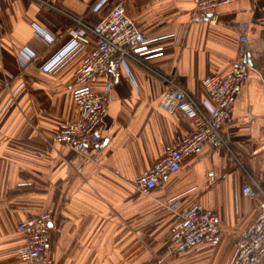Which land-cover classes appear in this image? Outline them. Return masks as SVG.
Here are the masks:
<instances>
[{
  "label": "crops",
  "instance_id": "0c3cea01",
  "mask_svg": "<svg viewBox=\"0 0 264 264\" xmlns=\"http://www.w3.org/2000/svg\"><path fill=\"white\" fill-rule=\"evenodd\" d=\"M97 2L0 0V264H22L18 223L43 213L52 215L55 264H231L239 233L258 215L259 199L243 185L264 188V0L213 7L215 24L192 22L193 0H108L94 9ZM118 3L162 53L127 57L96 82L98 89L111 83L102 142L76 153L52 136L80 114L75 72L96 45L88 27ZM76 29L86 31L83 49L57 70H42ZM242 35L252 62L221 129L227 145L206 144L151 193L137 189L136 178L196 128L183 111L162 107L168 80L202 102V79L228 72ZM172 199L214 211L220 243L169 254L172 214L162 207Z\"/></svg>",
  "mask_w": 264,
  "mask_h": 264
},
{
  "label": "built area",
  "instance_id": "2783aa9c",
  "mask_svg": "<svg viewBox=\"0 0 264 264\" xmlns=\"http://www.w3.org/2000/svg\"><path fill=\"white\" fill-rule=\"evenodd\" d=\"M98 9L108 0H97ZM235 0H193V23L217 22L209 18L208 11ZM96 40L95 47L86 55L75 72L76 86L73 99L79 107V117L62 127L52 136L53 143H63L76 153L84 152L89 146H99L101 138L98 127L107 113V101L111 83L103 89L95 84L108 74L119 72L127 57L149 59L161 55L162 48L151 49L152 39L141 30L127 14L122 3L113 6L105 17L93 27H88ZM180 28L175 42L185 34ZM87 42L86 31L76 29L70 41L42 66L44 71H55L67 60L81 51ZM27 60L34 54L24 52ZM252 56L248 39L242 35L238 40L236 57L225 75H208L202 79L207 98L198 102L187 91L172 80L164 94L161 105L169 112L183 111L195 120V131L182 140L169 145L161 160L145 169L135 181V187L151 193L171 174L180 170L183 160L204 145L213 147L227 145L222 135L223 124L230 118L236 98L243 82L248 78ZM242 191L245 195L259 199L258 215L238 235L231 264H264V188L257 181L246 182ZM162 211L172 214L168 253L172 255L192 251L200 252L206 247H216L222 238L223 229L219 216L202 204L182 206L179 199L170 200ZM52 215L43 213L18 223L22 244L16 255L22 264H54L50 256L52 238Z\"/></svg>",
  "mask_w": 264,
  "mask_h": 264
},
{
  "label": "rangeland",
  "instance_id": "374dc122",
  "mask_svg": "<svg viewBox=\"0 0 264 264\" xmlns=\"http://www.w3.org/2000/svg\"><path fill=\"white\" fill-rule=\"evenodd\" d=\"M53 261V260H52ZM54 262V261H53ZM55 264V263H54Z\"/></svg>",
  "mask_w": 264,
  "mask_h": 264
}]
</instances>
